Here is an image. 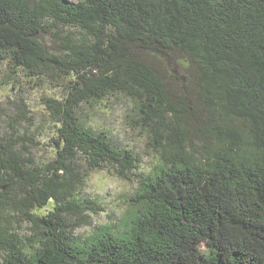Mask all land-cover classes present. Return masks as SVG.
<instances>
[{"label":"trees","instance_id":"1","mask_svg":"<svg viewBox=\"0 0 264 264\" xmlns=\"http://www.w3.org/2000/svg\"><path fill=\"white\" fill-rule=\"evenodd\" d=\"M0 63L64 91L48 157L0 137V264H264V0H0ZM123 100L153 164L81 118ZM105 169L129 206L74 236Z\"/></svg>","mask_w":264,"mask_h":264},{"label":"rangeland","instance_id":"2","mask_svg":"<svg viewBox=\"0 0 264 264\" xmlns=\"http://www.w3.org/2000/svg\"><path fill=\"white\" fill-rule=\"evenodd\" d=\"M52 46L57 48L55 43ZM61 84L63 82L56 73L53 77L49 74H41L38 78L26 77L25 72L17 75L6 63H0V137L12 135L18 138V146L26 154L43 159L48 157L58 122L51 119L45 97H62L64 91L58 88ZM127 112L126 100L115 104L109 101L99 106L83 104L80 108L81 118L86 124L105 129L117 142L133 148L143 165L153 164L154 149L147 144L141 130L130 122ZM130 176L135 180L133 175ZM134 185L135 181L119 178L113 170L93 172L87 179L86 192L96 195L101 206L88 212L86 219L89 224L80 219L72 234L77 236L98 225L113 223L129 206ZM14 226L22 235L31 232L26 219L15 222ZM2 254L0 249V261Z\"/></svg>","mask_w":264,"mask_h":264}]
</instances>
